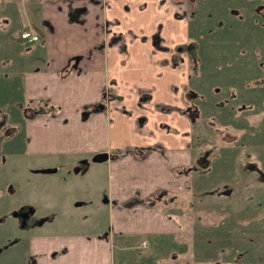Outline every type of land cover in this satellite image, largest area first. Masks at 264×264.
I'll return each instance as SVG.
<instances>
[{
	"label": "rangeland",
	"instance_id": "1",
	"mask_svg": "<svg viewBox=\"0 0 264 264\" xmlns=\"http://www.w3.org/2000/svg\"><path fill=\"white\" fill-rule=\"evenodd\" d=\"M104 3L106 49L120 58L122 70L111 80L118 89L106 91L111 99L125 100L118 130L129 141L153 137L141 149L155 147L160 137H168L171 146L184 141L193 158L180 168L187 176L179 193L162 190L149 205L177 215L183 228L179 250H201L204 264H264V0ZM0 8L9 10L3 15V53L11 63L19 57L46 60L39 41L27 44L20 37L26 23L43 28L46 16L57 29L55 41L69 39L70 48L84 38L66 24L55 0H0ZM183 41L189 48L197 41L195 57L179 50ZM9 77L8 101L0 104V264H33L29 250H103L93 235L111 233L116 210L107 200L103 152L26 149L25 130L16 124L33 106L25 103L18 78ZM132 123L144 124L139 137L131 135ZM90 128L58 126L54 134L81 136L77 147H84ZM203 154L208 161H196ZM123 165L125 160L116 163ZM136 238L133 250L149 249L142 236ZM159 238L161 248L172 244L165 235ZM57 243L60 249L53 247ZM113 243L119 250L121 236ZM97 255L79 252L76 258L94 261ZM185 258L194 262L189 252Z\"/></svg>",
	"mask_w": 264,
	"mask_h": 264
},
{
	"label": "crops",
	"instance_id": "2",
	"mask_svg": "<svg viewBox=\"0 0 264 264\" xmlns=\"http://www.w3.org/2000/svg\"><path fill=\"white\" fill-rule=\"evenodd\" d=\"M55 4L64 10L62 15H65L64 20L71 30L78 28L84 33L80 45L68 48V43L72 42L64 37L55 41L57 29L46 16L47 22L45 20L43 28L29 23L24 25L41 35L38 41L44 49L42 55L46 60L35 58L27 61L19 57L12 63L11 58L3 53L6 38L3 22L9 10L0 8V104L4 105L8 101L9 75L12 73V77L18 78L25 103H31L40 110L33 118L24 117L22 120L26 149L44 154L81 149L92 153L103 152L102 158L108 165L107 200L116 210L111 227L113 237L108 232L105 235H93V238L98 239L97 242L104 244L103 250H29L35 260L33 264H204L201 250H179V233L183 228L177 215L161 214L157 212L156 205H149V200H158V192L164 190L178 194L184 187L187 174L181 173L180 168L192 162L191 150L180 140L171 146L168 137L166 140L160 137L155 147L145 146L146 149L140 146L153 144V137L150 142L141 141L140 138L133 141L124 139L118 128L122 126L121 108L125 100L111 99L110 93L106 92L107 89H118L116 83L111 87V80L117 79L116 73L121 70V66L120 58L109 52L112 49H106L104 0H55ZM69 11L75 13L73 17ZM23 42L34 43L27 39ZM132 61L137 59L132 57ZM42 98H46L47 102L43 103ZM87 106H92L91 111L81 116ZM134 107L130 106L131 109ZM145 107L147 109L146 104ZM130 113L129 118L135 119L136 114ZM71 124L80 127L85 124L86 128L91 126L84 136L87 137L84 147H77L81 136L75 138L66 132L54 134L58 126L63 128ZM143 125L130 124L135 127L131 135L135 136L136 133L139 137L138 127ZM113 154L118 156L114 157ZM119 160H125L127 165L118 168L116 163ZM181 179H184L183 183ZM161 235L170 239L172 244L161 248ZM120 236L122 244L117 250L113 240ZM140 236L142 241H146L147 247L150 246L148 250H133L138 247L136 237ZM148 236H151L149 241L146 239ZM53 247L59 248L60 243ZM93 251L98 252L94 261L76 258L79 252L88 256ZM188 252L194 256L193 263L185 258ZM136 257L139 259L134 262Z\"/></svg>",
	"mask_w": 264,
	"mask_h": 264
},
{
	"label": "trees",
	"instance_id": "3",
	"mask_svg": "<svg viewBox=\"0 0 264 264\" xmlns=\"http://www.w3.org/2000/svg\"><path fill=\"white\" fill-rule=\"evenodd\" d=\"M26 28H27V26H23L22 29H21V31L24 30V29H26ZM20 37L23 38L21 35H20ZM183 49H185L186 51H188V53L190 54V56L195 57V56L197 55V49H198V46H197V43H196V44H192V47L189 48V43H187L186 46H185V48L183 47ZM28 106H29V105H28ZM28 106H27V108H28ZM32 111H33V112H31V113H29V114H26V116H27V117H28V116H35V115H37L38 113H40L39 108L34 107V106H33V110H32ZM142 149H146V147H142ZM193 166H195V165L192 164V165L186 167L185 170H189V169L192 168ZM154 200H156V199H154ZM214 264H220V263H214ZM222 264H226V263H225V262H222Z\"/></svg>",
	"mask_w": 264,
	"mask_h": 264
},
{
	"label": "flooded vegetation",
	"instance_id": "4",
	"mask_svg": "<svg viewBox=\"0 0 264 264\" xmlns=\"http://www.w3.org/2000/svg\"><path fill=\"white\" fill-rule=\"evenodd\" d=\"M264 7V6H263ZM39 37H40V39H41V35L39 34ZM197 43V41L194 43V44H196ZM180 44H182V45H180V46H178L179 47V50L180 49H183V47L185 48V46H186V44H187V42L186 41H183L182 43H180ZM189 45H191L190 43H189ZM199 44L197 43V46H198ZM26 114H27V108L26 109H24V117H26ZM9 116H10V114H9ZM36 116V115H35ZM34 117V116H33ZM4 119V118H3ZM9 124H8V127L10 128V122H9V118L6 120ZM17 125V127H20V125H22V122L20 123H18V124H16ZM3 126V121L2 122H0V128ZM11 131L9 130V133H10ZM2 133V132H1ZM13 133V132H12ZM11 135V134H10ZM205 157H204V154L203 155H198L197 157H196V161H198V160H200V161H204V160H206V159H204ZM208 160H206V162H207ZM195 165V164H194Z\"/></svg>",
	"mask_w": 264,
	"mask_h": 264
},
{
	"label": "built area",
	"instance_id": "5",
	"mask_svg": "<svg viewBox=\"0 0 264 264\" xmlns=\"http://www.w3.org/2000/svg\"><path fill=\"white\" fill-rule=\"evenodd\" d=\"M21 36L30 41H38L40 39L37 32L31 31L29 29L22 31Z\"/></svg>",
	"mask_w": 264,
	"mask_h": 264
}]
</instances>
